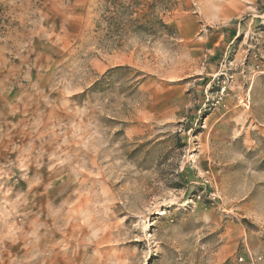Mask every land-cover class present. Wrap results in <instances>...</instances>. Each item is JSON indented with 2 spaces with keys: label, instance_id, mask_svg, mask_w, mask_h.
<instances>
[{
  "label": "rangeland",
  "instance_id": "374dc122",
  "mask_svg": "<svg viewBox=\"0 0 264 264\" xmlns=\"http://www.w3.org/2000/svg\"><path fill=\"white\" fill-rule=\"evenodd\" d=\"M263 46L264 0H0V264H264Z\"/></svg>",
  "mask_w": 264,
  "mask_h": 264
},
{
  "label": "trees",
  "instance_id": "16d2710c",
  "mask_svg": "<svg viewBox=\"0 0 264 264\" xmlns=\"http://www.w3.org/2000/svg\"><path fill=\"white\" fill-rule=\"evenodd\" d=\"M160 23H161V25H162L164 28H168V26L165 25L162 21H161ZM137 24H139V22H137Z\"/></svg>",
  "mask_w": 264,
  "mask_h": 264
},
{
  "label": "crops",
  "instance_id": "0c3cea01",
  "mask_svg": "<svg viewBox=\"0 0 264 264\" xmlns=\"http://www.w3.org/2000/svg\"><path fill=\"white\" fill-rule=\"evenodd\" d=\"M250 1V0H249ZM256 0H253V2H255ZM252 6V5H251ZM253 7V6H252ZM221 20H224L223 17H221Z\"/></svg>",
  "mask_w": 264,
  "mask_h": 264
},
{
  "label": "built area",
  "instance_id": "2783aa9c",
  "mask_svg": "<svg viewBox=\"0 0 264 264\" xmlns=\"http://www.w3.org/2000/svg\"><path fill=\"white\" fill-rule=\"evenodd\" d=\"M263 51H264V46H263Z\"/></svg>",
  "mask_w": 264,
  "mask_h": 264
}]
</instances>
